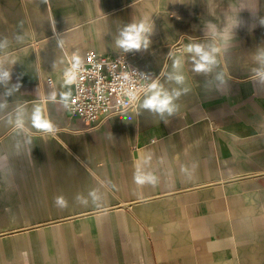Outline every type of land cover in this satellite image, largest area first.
Segmentation results:
<instances>
[{
  "label": "crops",
  "instance_id": "obj_1",
  "mask_svg": "<svg viewBox=\"0 0 264 264\" xmlns=\"http://www.w3.org/2000/svg\"><path fill=\"white\" fill-rule=\"evenodd\" d=\"M238 14L219 56L227 83L206 87L211 77L192 71L184 48ZM260 17L264 0H0L10 41L0 63L22 85L13 100L56 126L0 124V264H264V83L250 71L264 46ZM141 19L154 21L153 43L125 54L118 30ZM88 49L123 53L161 82L168 53L182 56L190 91L178 114L167 124L136 105L90 123L68 115L67 60ZM138 169L157 184L138 185ZM94 187L99 205L73 201Z\"/></svg>",
  "mask_w": 264,
  "mask_h": 264
},
{
  "label": "clouds",
  "instance_id": "obj_2",
  "mask_svg": "<svg viewBox=\"0 0 264 264\" xmlns=\"http://www.w3.org/2000/svg\"><path fill=\"white\" fill-rule=\"evenodd\" d=\"M242 21L239 14L235 17H226L223 28L209 22L203 29L204 37L202 42L189 43L185 46L184 52L192 64V71L198 74L210 76L211 80H206L205 86L215 84L217 88L226 85L225 73L220 67L219 56L227 46L228 42L234 37L235 29L240 27ZM259 24L264 26V18H259ZM55 32V29L53 30ZM155 34V25L153 20L141 19L138 22H132L123 25L115 38V46L125 54L130 52H146L150 49L153 41L151 37ZM17 43H23L25 37L22 34H16L14 37ZM58 43H62L59 41ZM8 37H0V52L9 47ZM172 59L171 70L165 74L163 82L159 78L153 79L150 74H142L147 84L143 98L132 96L136 103L137 114L147 111L155 116H159L160 121L167 124L169 117H174L180 110L177 103L179 99L186 95L190 89L186 86L187 77L184 72V58L182 56H173L168 53ZM255 66L251 68V75L254 80L264 83V46H258L253 54ZM15 64V63H14ZM13 64V65H14ZM12 68L6 67L0 63V124L22 131L26 126L31 125L45 132H54L56 126L53 122H42L38 114V109L33 108L31 113L22 102H15L13 97L20 91V78L16 83H12ZM9 98H12L11 100ZM65 107H68L65 102ZM124 121L131 120V115L127 112L121 114ZM195 168V164H193ZM134 180L138 185H153L158 182V177L151 171L138 169ZM103 193L99 188H90L86 193L78 192L73 197L77 204L87 206L89 204L99 205L102 202ZM54 205L58 209H66L69 206V200L64 194H59L53 199Z\"/></svg>",
  "mask_w": 264,
  "mask_h": 264
},
{
  "label": "built area",
  "instance_id": "obj_3",
  "mask_svg": "<svg viewBox=\"0 0 264 264\" xmlns=\"http://www.w3.org/2000/svg\"><path fill=\"white\" fill-rule=\"evenodd\" d=\"M173 51H182L181 46H174ZM84 54L82 59L68 58L64 70L73 87L62 102L68 115L90 123L135 106L132 96L140 98L144 94L150 81L142 74L149 73L133 65L123 53L110 56L88 49Z\"/></svg>",
  "mask_w": 264,
  "mask_h": 264
}]
</instances>
